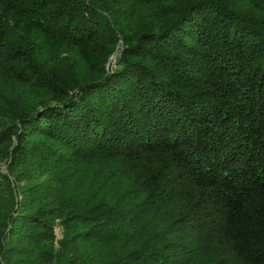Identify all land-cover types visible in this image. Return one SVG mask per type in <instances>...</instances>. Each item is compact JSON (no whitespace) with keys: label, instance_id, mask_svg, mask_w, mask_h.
I'll return each instance as SVG.
<instances>
[{"label":"trees","instance_id":"16d2710c","mask_svg":"<svg viewBox=\"0 0 264 264\" xmlns=\"http://www.w3.org/2000/svg\"><path fill=\"white\" fill-rule=\"evenodd\" d=\"M0 264H264V0H0Z\"/></svg>","mask_w":264,"mask_h":264},{"label":"water","instance_id":"95a60500","mask_svg":"<svg viewBox=\"0 0 264 264\" xmlns=\"http://www.w3.org/2000/svg\"><path fill=\"white\" fill-rule=\"evenodd\" d=\"M115 55H116V52L113 53V55L110 57V59H109V61H108V63H107L108 66H109L110 64H113V63H114V61H115ZM3 171H7V170H6V166L3 167Z\"/></svg>","mask_w":264,"mask_h":264},{"label":"rangeland","instance_id":"374dc122","mask_svg":"<svg viewBox=\"0 0 264 264\" xmlns=\"http://www.w3.org/2000/svg\"><path fill=\"white\" fill-rule=\"evenodd\" d=\"M4 166H1V169L3 168ZM56 233L57 235L59 236V228H56Z\"/></svg>","mask_w":264,"mask_h":264}]
</instances>
